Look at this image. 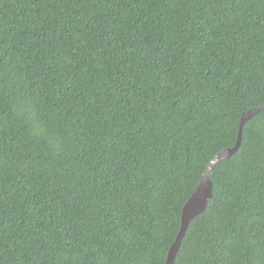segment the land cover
<instances>
[{
    "label": "trees",
    "instance_id": "16d2710c",
    "mask_svg": "<svg viewBox=\"0 0 264 264\" xmlns=\"http://www.w3.org/2000/svg\"><path fill=\"white\" fill-rule=\"evenodd\" d=\"M264 103V0H0V264H165L206 164ZM173 264H264V109Z\"/></svg>",
    "mask_w": 264,
    "mask_h": 264
},
{
    "label": "water",
    "instance_id": "95a60500",
    "mask_svg": "<svg viewBox=\"0 0 264 264\" xmlns=\"http://www.w3.org/2000/svg\"><path fill=\"white\" fill-rule=\"evenodd\" d=\"M262 109H264V103L245 110L239 118L238 131L235 143L231 147H225L221 149L206 164L205 169L201 174L196 187L194 188L191 195L182 207L180 215V228L174 241L168 249L165 264H173L175 255L177 253L180 242L185 234L189 221L205 210L208 200L212 197V182L209 178V174L212 168L219 161L228 158L237 150L241 143V131L244 122H246L249 118H251L254 114L261 111Z\"/></svg>",
    "mask_w": 264,
    "mask_h": 264
}]
</instances>
